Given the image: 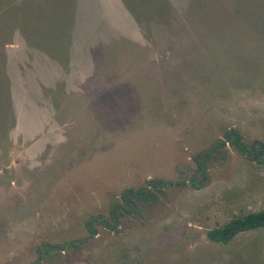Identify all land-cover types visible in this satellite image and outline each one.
<instances>
[{
    "label": "rangeland",
    "instance_id": "rangeland-1",
    "mask_svg": "<svg viewBox=\"0 0 264 264\" xmlns=\"http://www.w3.org/2000/svg\"><path fill=\"white\" fill-rule=\"evenodd\" d=\"M121 1L0 0V264H264V0Z\"/></svg>",
    "mask_w": 264,
    "mask_h": 264
},
{
    "label": "trees",
    "instance_id": "trees-1",
    "mask_svg": "<svg viewBox=\"0 0 264 264\" xmlns=\"http://www.w3.org/2000/svg\"><path fill=\"white\" fill-rule=\"evenodd\" d=\"M242 139H243L242 133L238 129L232 128L227 131L224 141L220 140L208 152L210 153L216 146L220 144L229 142L235 144L241 151L245 153L247 151V148L244 146ZM260 145L261 146L259 152H257L256 150L257 143L253 145L255 148L253 155L257 159H259L262 163H264V143H260ZM209 153H207V156H209ZM204 175H206V173H204ZM121 198L130 206L135 207L137 202H139L140 200L142 201L143 198H145V188L140 187L137 191L133 190L132 188H128L124 193H122ZM126 210H127L126 207L122 205L120 202L118 203L115 202L110 208V213L115 219H117L118 215L123 214ZM98 217L99 216L93 217L91 220L93 221ZM263 226H264V209L259 211H251L240 214L232 218L225 224L210 229L208 231V237L216 242L228 243L240 232L258 227H263Z\"/></svg>",
    "mask_w": 264,
    "mask_h": 264
},
{
    "label": "crops",
    "instance_id": "crops-1",
    "mask_svg": "<svg viewBox=\"0 0 264 264\" xmlns=\"http://www.w3.org/2000/svg\"><path fill=\"white\" fill-rule=\"evenodd\" d=\"M109 3H111V4H113L115 7H113L111 4L110 5H106V6H108V7H112V8H114V10H115V12L116 13H120V12H123L125 15H124V19L125 20H129L128 21V23H130V17L128 16V15H126V13H125V9H126V7H125V5H124V3L121 1V0H107ZM89 3L90 2H88V7L90 8V5H89ZM87 7V9H85V10H82V12L84 13V15H86V17H87V15H88V11H89V8ZM98 12H100L101 14H103L104 15V12L102 11V9L100 8L99 10H98ZM80 14H81V12H78V18H77V22H80ZM131 20H132V18H131ZM106 25H112V26H115V25H113L110 21H105V20H102ZM133 21V20H132ZM78 26L76 25V27H74V33H73V37L74 38H76L77 37V30H78ZM19 44H20V41L18 40V42H16V47L18 48V46H19ZM15 49V48H14Z\"/></svg>",
    "mask_w": 264,
    "mask_h": 264
}]
</instances>
